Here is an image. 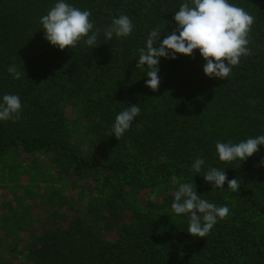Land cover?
Instances as JSON below:
<instances>
[{
	"label": "trees",
	"instance_id": "trees-1",
	"mask_svg": "<svg viewBox=\"0 0 264 264\" xmlns=\"http://www.w3.org/2000/svg\"><path fill=\"white\" fill-rule=\"evenodd\" d=\"M68 2L90 10L96 27L127 14L134 30L123 40L101 38L95 49L61 51L39 24L55 0H0V94H18L22 103L19 119L0 122V172L19 179L20 170H28L24 161L32 159L37 183L67 184L81 201L67 220L51 217L27 231L31 238L19 253H26L25 263L264 264V146L242 164L221 162L215 151L217 141L264 134V0H229L254 23L250 54L226 80L204 75L197 50L161 59L156 91L145 87L146 73L135 67L137 50L153 27L173 30L184 0ZM12 64L24 68V79L8 74ZM136 104L140 115L117 140L110 135L115 115ZM196 158L224 169L229 180L239 178V190L212 191L203 171H191ZM181 182L230 210L204 238L188 234L187 218L171 210ZM23 214L30 213L17 203L12 219L31 227Z\"/></svg>",
	"mask_w": 264,
	"mask_h": 264
},
{
	"label": "clouds",
	"instance_id": "clouds-1",
	"mask_svg": "<svg viewBox=\"0 0 264 264\" xmlns=\"http://www.w3.org/2000/svg\"><path fill=\"white\" fill-rule=\"evenodd\" d=\"M174 28L166 32L159 25L148 32L144 45L140 47L135 67L146 73L145 87L156 91L160 84L159 64L161 59L175 60L178 56L191 57L199 52L205 61L202 67L208 78L226 80L242 57L250 54L249 33L254 17L243 8L229 0H184L174 12ZM90 10H81L68 0H55L54 5L39 18L41 30L50 46L63 51L77 45L97 48L101 38L111 41L114 37L125 39L132 35L133 20L127 14L113 16L105 27H96L90 19ZM164 38L161 41V35ZM8 74L15 80L25 78L24 68L15 64L8 66ZM139 104L124 107L115 115L110 135L119 140L128 132L140 115ZM22 113L21 98L18 94H0V122L15 121ZM264 146V134L248 137L239 142H220L215 144L218 160L232 163L247 161ZM264 167V160L261 162ZM191 171L216 189L236 192L240 179H228L224 169L206 166L203 158H196ZM227 182V188H224ZM198 195L192 182H181L176 187L171 210L177 216L187 218V233L196 238L210 234L217 224L229 214L226 205L218 206Z\"/></svg>",
	"mask_w": 264,
	"mask_h": 264
},
{
	"label": "rangeland",
	"instance_id": "rangeland-1",
	"mask_svg": "<svg viewBox=\"0 0 264 264\" xmlns=\"http://www.w3.org/2000/svg\"><path fill=\"white\" fill-rule=\"evenodd\" d=\"M84 129L80 133L85 134ZM78 142L76 140L77 144ZM83 149L86 150V142ZM33 162L32 159L29 162L28 160L24 161L23 168L28 170L26 173L20 170L21 176L16 180L13 179V176L10 177L0 172V264H26V253L23 252L22 255L19 253L25 242L31 238L27 231L36 232L39 223L46 222L51 217H56L60 222L67 220L70 208L80 205L81 202L79 190L72 189L67 184L44 186L37 183L35 181L37 169L35 168V171L32 172L29 168ZM40 163L42 168L47 170L46 159L41 158ZM28 188L31 189L32 196L27 197L26 190ZM17 203L24 206V209H28L30 214L28 216L23 214L22 217L25 221H33L31 227L20 225V218L12 219ZM20 212L22 211L20 210ZM19 216L21 217V214ZM6 230H11L14 233L4 232ZM13 248H17V250L15 251Z\"/></svg>",
	"mask_w": 264,
	"mask_h": 264
}]
</instances>
